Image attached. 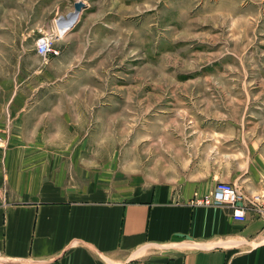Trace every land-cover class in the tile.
Segmentation results:
<instances>
[{"label":"crops","instance_id":"obj_1","mask_svg":"<svg viewBox=\"0 0 264 264\" xmlns=\"http://www.w3.org/2000/svg\"><path fill=\"white\" fill-rule=\"evenodd\" d=\"M78 1L0 0V262L264 264V213L241 222L228 209L191 204L221 182L240 187L244 198L263 196L259 153L218 164L189 160L183 151L193 145L175 143L157 170L147 161L129 182L121 174L91 176L89 136L100 132L91 126L100 112L91 105L101 95L67 72L89 52L79 41L98 31L89 25L95 20L81 25V12L48 65L28 42L33 31L54 30L53 19L72 14ZM190 123L184 128L196 130ZM174 127L161 134H176Z\"/></svg>","mask_w":264,"mask_h":264},{"label":"rangeland","instance_id":"obj_2","mask_svg":"<svg viewBox=\"0 0 264 264\" xmlns=\"http://www.w3.org/2000/svg\"><path fill=\"white\" fill-rule=\"evenodd\" d=\"M85 1L75 3L84 5L81 25L95 20L89 25L98 31L78 40L90 49L67 77L89 79L90 94L101 95L91 105L100 111L91 118L100 132L90 134L84 151L91 176L121 174L126 183L130 172L148 169L147 161L150 172L159 167L175 143L193 145L183 151L189 160L264 157V0ZM97 13L104 17L91 18ZM58 17L54 30L33 31L28 42L36 47L54 34ZM64 38L55 41L60 54L41 57L43 64L61 56ZM190 122L196 130L184 128ZM168 127L176 134L162 135Z\"/></svg>","mask_w":264,"mask_h":264},{"label":"built area","instance_id":"obj_3","mask_svg":"<svg viewBox=\"0 0 264 264\" xmlns=\"http://www.w3.org/2000/svg\"><path fill=\"white\" fill-rule=\"evenodd\" d=\"M72 15V14H71ZM70 15V16H71ZM57 23V32L43 35L36 44L37 54L46 59L51 56H58L60 52L55 48V41L58 38H64L70 29L69 16H59ZM2 136L0 135V145ZM193 206L198 207H220L232 212L234 220L245 222L249 213H264V195L244 198L239 188L231 183H218L214 190L204 197L195 196L191 201Z\"/></svg>","mask_w":264,"mask_h":264},{"label":"bare ground","instance_id":"obj_4","mask_svg":"<svg viewBox=\"0 0 264 264\" xmlns=\"http://www.w3.org/2000/svg\"><path fill=\"white\" fill-rule=\"evenodd\" d=\"M77 16H79V12H75L74 14H72L71 16H69V18H72V20H70L69 23H68L70 25V27L73 26V23H74L75 19L77 18ZM57 30H58V27H57Z\"/></svg>","mask_w":264,"mask_h":264},{"label":"water","instance_id":"obj_5","mask_svg":"<svg viewBox=\"0 0 264 264\" xmlns=\"http://www.w3.org/2000/svg\"><path fill=\"white\" fill-rule=\"evenodd\" d=\"M83 4L82 3H77L76 5H75V12H80L81 11V9L83 8Z\"/></svg>","mask_w":264,"mask_h":264}]
</instances>
